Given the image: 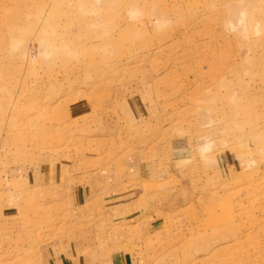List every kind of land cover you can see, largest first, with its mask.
<instances>
[{"label":"rangeland","instance_id":"rangeland-1","mask_svg":"<svg viewBox=\"0 0 264 264\" xmlns=\"http://www.w3.org/2000/svg\"><path fill=\"white\" fill-rule=\"evenodd\" d=\"M61 256L264 264V0H0V264Z\"/></svg>","mask_w":264,"mask_h":264},{"label":"crops","instance_id":"crops-1","mask_svg":"<svg viewBox=\"0 0 264 264\" xmlns=\"http://www.w3.org/2000/svg\"><path fill=\"white\" fill-rule=\"evenodd\" d=\"M150 171L151 170L149 169V172ZM148 176L150 177L149 174ZM85 177L88 178L89 182L94 178L90 174L79 175L77 177V183L72 185L74 187L73 192L71 191V187H69V190L72 192V194L69 193V198L71 199L70 201L71 206L75 207V208L72 207L70 209L72 211H69L71 220H74L80 217L81 212H76V211H78L85 204L88 203L89 201L88 198L94 197L93 193L89 191V188L92 190V188L90 187L91 184L88 183L87 179L85 180ZM81 182L85 184L82 185ZM107 195L108 197H104L103 199H101V203H99V205H101L99 210H100V213H102V215L104 214L108 216L109 213H112V215H114L117 218L115 220H118L119 222H123V223H119V225H122V226H125L126 224L129 225L137 221L133 219L136 216H139L140 215L139 213L141 211H140V206H138V209H136V194L134 191H131V189L129 190L124 189L114 194L107 193ZM73 210H76V211H73ZM77 214H78V217H77ZM67 259L69 258H65L64 256H61L55 261L54 264H66ZM125 261L126 259L121 260L120 264H125ZM27 263L33 264V262L31 261H27ZM74 264H78V262L75 261Z\"/></svg>","mask_w":264,"mask_h":264}]
</instances>
